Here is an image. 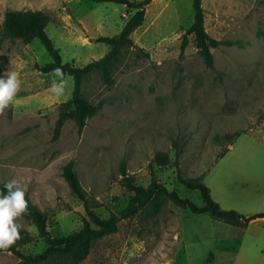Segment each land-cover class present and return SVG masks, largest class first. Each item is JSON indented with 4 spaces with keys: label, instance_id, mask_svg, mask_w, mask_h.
<instances>
[{
    "label": "rangeland",
    "instance_id": "1",
    "mask_svg": "<svg viewBox=\"0 0 264 264\" xmlns=\"http://www.w3.org/2000/svg\"><path fill=\"white\" fill-rule=\"evenodd\" d=\"M193 1L153 0L146 7L143 25L131 35L134 47L113 69L114 84L98 72L83 82L82 95L96 113L82 132L69 120L58 139L54 129L74 79L66 75L65 93L57 96L50 91L54 77L39 71L53 61L40 40L0 43L6 66L0 77L11 69L22 81L0 115V183L20 181L46 214L53 237L69 236L89 221L62 175L69 162L101 203L96 211L103 219L120 213L132 196L121 185L123 166L135 184L149 187L156 180L198 207L200 192L180 178L208 186L222 209L264 212V0H203L206 31L219 42L212 49L214 70L193 35L181 50L194 21ZM9 10L43 12L63 63L75 67L102 59L110 48L98 39L118 36L134 14L124 5L87 0H0V37ZM158 154H167L169 164L159 166ZM17 222L27 241L19 249L42 254L48 246L37 226L26 214ZM257 222L240 229L169 202L156 217L122 221L83 264H233L243 237H264ZM19 262L12 252H0V264Z\"/></svg>",
    "mask_w": 264,
    "mask_h": 264
},
{
    "label": "trees",
    "instance_id": "2",
    "mask_svg": "<svg viewBox=\"0 0 264 264\" xmlns=\"http://www.w3.org/2000/svg\"><path fill=\"white\" fill-rule=\"evenodd\" d=\"M89 2L117 4L127 6L134 14L128 19L121 33L115 37H101L99 43L109 46V52L100 60L94 61L85 67H75L69 63H63L60 51L55 47L49 37L47 27V16L41 11H19L9 10L5 16L4 30L0 43L4 39H20L30 43L35 39L41 41L52 58V62L39 67V71L50 74L54 68H62L66 75L74 79V92L72 98L61 105L60 114L54 129V139H58L64 125L72 120L79 132L87 125V120L96 113L94 107L82 95V85L92 73L98 72L102 75L105 83L114 84L113 69L120 61L125 50L134 47L131 35L140 28L145 19L146 7L153 0L133 2L130 0H87ZM194 21L192 26L182 37L181 50L184 52L189 45V36L195 37V46L204 59L207 68L214 70V55L212 49L217 48L219 42L210 37L205 28V10L203 0L193 1ZM149 57L148 54H145ZM6 66L0 62V75ZM181 150L178 151L180 156ZM156 162L159 166L169 164L167 154H158ZM63 177L73 194L83 203L89 221H86L82 230L63 238H55L48 232L46 214L29 197L27 216L37 226L40 234L45 239L47 249L39 255L32 256L24 254L19 248L27 241L20 236L14 245L0 252H12L20 261L18 264H83L91 254L96 245L103 239L116 234L122 221L131 220L138 216L146 219L156 217L160 214L162 207L171 202L177 207L188 209L194 214H209L213 219L225 224L244 229L257 219H264V212L250 216L243 215L235 210L222 209L205 184H191L181 179V182L190 190H198L201 194L203 206L198 207L188 198H182L176 192H170L166 187L153 180L149 187L135 184L133 178L129 177L125 166L122 167L121 185L132 193L127 206L120 213H112L107 219L97 214L101 203L92 197L83 187L79 175L72 162L63 168ZM5 183H0V191L6 194Z\"/></svg>",
    "mask_w": 264,
    "mask_h": 264
},
{
    "label": "clouds",
    "instance_id": "3",
    "mask_svg": "<svg viewBox=\"0 0 264 264\" xmlns=\"http://www.w3.org/2000/svg\"><path fill=\"white\" fill-rule=\"evenodd\" d=\"M54 77L50 91L62 96L68 83L62 68H54L50 73ZM57 78L59 82L57 81ZM22 81L13 70H8L0 77V115L5 113L15 101L21 89ZM6 194L0 191V250H7L20 239V230L23 225L18 223L28 212V201L25 190L17 179L9 180L4 184Z\"/></svg>",
    "mask_w": 264,
    "mask_h": 264
},
{
    "label": "crops",
    "instance_id": "4",
    "mask_svg": "<svg viewBox=\"0 0 264 264\" xmlns=\"http://www.w3.org/2000/svg\"><path fill=\"white\" fill-rule=\"evenodd\" d=\"M256 221H258L257 223H259V225L264 227V219H257L252 223H256ZM262 232L264 233V231ZM250 259L255 261H251L247 264H264V237H260L257 240L243 237L239 242L236 259L233 264H245V260Z\"/></svg>",
    "mask_w": 264,
    "mask_h": 264
}]
</instances>
